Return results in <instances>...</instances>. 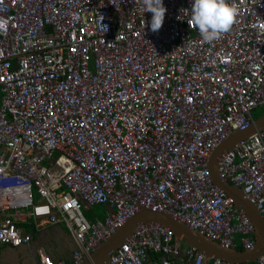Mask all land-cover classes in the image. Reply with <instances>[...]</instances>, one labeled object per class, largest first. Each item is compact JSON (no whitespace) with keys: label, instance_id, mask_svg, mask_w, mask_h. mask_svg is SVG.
I'll list each match as a JSON object with an SVG mask.
<instances>
[{"label":"built area","instance_id":"built-area-1","mask_svg":"<svg viewBox=\"0 0 264 264\" xmlns=\"http://www.w3.org/2000/svg\"><path fill=\"white\" fill-rule=\"evenodd\" d=\"M227 2L235 22L208 43L190 27L192 0H163L158 32L141 0H0V245L30 243V223L62 222L69 257L41 246L37 264H78L148 208L222 247L240 234L252 248V222L207 164L264 104V0ZM216 163L264 219V128ZM82 204H103L104 218L89 220ZM102 264L230 263L145 222Z\"/></svg>","mask_w":264,"mask_h":264},{"label":"water","instance_id":"water-1","mask_svg":"<svg viewBox=\"0 0 264 264\" xmlns=\"http://www.w3.org/2000/svg\"><path fill=\"white\" fill-rule=\"evenodd\" d=\"M263 128L264 113L257 118H253V121L247 128L238 129L229 134L226 139L213 149L208 158L207 164L214 183L223 189L228 196L232 197L234 206L241 209L245 213L246 217L252 222L255 241L251 249L222 247L214 240L194 231L192 228L167 212L141 208L135 214L130 216L122 226L117 228L111 235L103 240L94 250L90 252L88 256L83 257L78 264L104 263L109 258L111 251H114L115 248L133 231L138 224L145 222H154L170 227L173 230L174 236L178 242L182 245L199 249L204 252L207 258L219 257L230 264L241 261H255L256 258L264 252V219L255 205L246 198L240 188L228 183L219 176L216 161L218 156L224 150L232 147L237 142L246 139L252 133Z\"/></svg>","mask_w":264,"mask_h":264},{"label":"clouds","instance_id":"clouds-1","mask_svg":"<svg viewBox=\"0 0 264 264\" xmlns=\"http://www.w3.org/2000/svg\"><path fill=\"white\" fill-rule=\"evenodd\" d=\"M143 13L150 12L149 30L158 32L166 13L163 0H141ZM237 15L236 6L230 5L227 0H192L190 7V27L196 29L205 42L212 43L230 31ZM103 31L107 26L102 23ZM145 25H143V28ZM231 184V183H230Z\"/></svg>","mask_w":264,"mask_h":264},{"label":"crops","instance_id":"crops-1","mask_svg":"<svg viewBox=\"0 0 264 264\" xmlns=\"http://www.w3.org/2000/svg\"><path fill=\"white\" fill-rule=\"evenodd\" d=\"M30 225L33 228V223H30ZM33 232V238L28 244L18 247L4 245L5 251L3 250L4 253L0 255V264H22L26 261L28 264H37L38 248L41 246L56 260L69 257L74 243L64 223L45 224L39 230L33 228ZM238 247L239 245L236 249ZM252 262L254 264V261Z\"/></svg>","mask_w":264,"mask_h":264},{"label":"rangeland","instance_id":"rangeland-1","mask_svg":"<svg viewBox=\"0 0 264 264\" xmlns=\"http://www.w3.org/2000/svg\"><path fill=\"white\" fill-rule=\"evenodd\" d=\"M251 113H252L254 118H257L258 116L263 114L264 113V104L258 105L257 107L252 109ZM82 211L84 212V214L86 215V217L89 220H95V219L102 220L104 218V216H105V211H104V205L103 204H94L92 206H89V205H86V204H82ZM28 230H29V232L31 234L34 233L33 232V228H32L31 225L29 226ZM66 237L69 238L68 235H66ZM235 238H236V240H235L236 243L239 245L240 234H235ZM0 250L2 251L1 254H3L4 251H5V246L4 245H0ZM22 264H28V262L27 261L26 262H22Z\"/></svg>","mask_w":264,"mask_h":264},{"label":"trees","instance_id":"trees-1","mask_svg":"<svg viewBox=\"0 0 264 264\" xmlns=\"http://www.w3.org/2000/svg\"><path fill=\"white\" fill-rule=\"evenodd\" d=\"M254 118V117H253ZM238 249H242V247L239 245ZM155 255V254H153ZM156 256V255H155ZM253 262H250L249 264H252Z\"/></svg>","mask_w":264,"mask_h":264}]
</instances>
